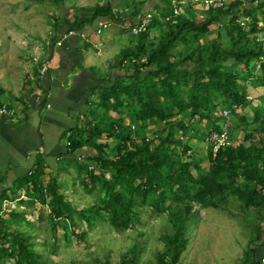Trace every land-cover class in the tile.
<instances>
[{
    "label": "trees",
    "instance_id": "obj_1",
    "mask_svg": "<svg viewBox=\"0 0 264 264\" xmlns=\"http://www.w3.org/2000/svg\"><path fill=\"white\" fill-rule=\"evenodd\" d=\"M146 1L133 0V9L123 15L108 0L63 22L72 30L80 29L83 19L102 17L131 26L143 16ZM155 1L148 30L115 63L124 73L104 82L96 93L99 100H87L94 116H85L64 133L67 153L93 150L74 165L80 185L87 192L96 190L99 203L74 209L60 191V177L45 171L41 154L0 201L15 193L20 199L23 193L24 207L39 204L36 226L51 232L66 227L65 222L67 229L74 228V215L89 229L104 221L122 231L138 226L145 210L166 212L159 236L163 248L156 252L160 264L179 261L199 208L226 209L228 203H238L245 218L250 212L258 217L245 224L255 234L240 263L255 264L257 247H264V96L257 95L254 105L247 96L250 88H264V0H230L217 8L177 0L183 7L180 14H173L171 0ZM154 28L159 32L150 35ZM247 108L251 111L240 113ZM221 109L228 114L220 115ZM221 128L229 132L232 144L212 153L205 137ZM238 129L243 135L234 139ZM190 140L204 144L205 153L197 155ZM24 215V210H10L8 219L0 216V264H53L18 229L21 222L34 225ZM137 250V245L127 249L116 264H135Z\"/></svg>",
    "mask_w": 264,
    "mask_h": 264
},
{
    "label": "rangeland",
    "instance_id": "obj_2",
    "mask_svg": "<svg viewBox=\"0 0 264 264\" xmlns=\"http://www.w3.org/2000/svg\"><path fill=\"white\" fill-rule=\"evenodd\" d=\"M105 1L108 0H58V2L53 0H0V72L2 70L6 72L12 70L16 74L20 73L21 69L16 62L18 55L19 58L22 57L23 53L29 56L27 61L29 64L34 61L29 48H26L25 52L22 49L24 42H31L34 39L35 42L38 41L42 44L41 38H43L46 45L49 39L55 43V38L51 34L53 30L60 27L62 18V21L64 17L68 21H73L74 18L84 13L83 9L92 8L95 4ZM111 2L116 14H129L133 9V0H111ZM147 4L150 9L145 10L142 8L141 13L143 15L146 11L153 14L152 4L146 1L143 6ZM91 23V20L83 19L84 25L75 30L77 32L84 29L89 30L87 40H84L83 37L79 38V44L85 46L88 50L89 47L98 49L100 45H97V43L96 45L92 44V42H90V45H86L85 41H89L95 35L96 37H93V39L96 38L99 41L101 35L110 33L112 29H117L118 27L114 24H119L118 21H111V23L107 21L108 27L98 33L96 31L97 22L96 24ZM122 25L120 27L123 28L124 33L116 37L108 48L110 56L98 60L99 57L95 55L94 67L98 74L109 73L110 63L112 64L115 61V58L120 55L124 47L136 44V36L129 32L130 23L126 22ZM157 32H159L158 29L154 28L150 35H155ZM258 37H263V34L259 33ZM91 53L93 54L94 51L91 50ZM256 73H260L259 67H257ZM0 84L3 85V79H0ZM104 85L102 82L97 90L94 89L93 93L95 95L93 94L88 101L90 99L99 100V97L96 98V93ZM257 95L264 96L263 87L256 90L250 88L247 97L252 98V105L256 103ZM2 102L7 105L9 100L2 97ZM257 103L262 104L258 100ZM100 110L93 111L97 113ZM247 111L251 110L247 108L241 110L240 113H246ZM86 114V117L94 116V113L90 114L89 111ZM81 117L83 118V116ZM201 124L205 123L202 122ZM217 125L219 127L224 126L219 121ZM151 128L152 125L150 124L146 129L147 133L151 132ZM242 135V130L238 129L234 132V139L241 138ZM234 139L233 141H235ZM100 141L103 140L100 139ZM189 145L196 151L197 155H202L206 151V146L196 140H190ZM64 161L71 163V168L77 163L75 157H67L58 161V168L66 167ZM203 164L208 165V160H205ZM76 175L80 176L77 173L75 174L74 171H68L59 173L58 177H60V191L66 194V199L71 202L74 209H80L98 200L96 190L87 192L80 185L79 178L75 177ZM14 195L13 198L4 201V208L0 210V216L8 219L10 210H24V218L34 222V225L22 224L21 222L17 225L18 229L29 234L31 241L34 243L33 247L45 257L50 258V262L53 264H105V262L116 264L121 260L124 252L134 245H137L138 249L135 264H160L156 258V252L163 248V242L159 236L165 228L163 224L167 221L166 212L154 214L149 210H145L140 217L138 226H131L122 231L113 230L104 221L97 222L92 229H89L82 220H78L74 215L73 218L77 224L74 228L67 229L69 224L65 222L66 227L58 226L56 232H51L47 228L40 229L36 226L39 204H35L33 208H26L24 203L21 202L26 197L18 199L16 193ZM196 214L198 215V222L196 220V223L186 231L187 244L176 264H240L248 242L255 234V231L247 229L245 224L251 219L258 221L256 214L250 212L245 218L239 204L232 202L226 205V209L210 206L199 208ZM14 225L12 223V226ZM53 249L54 251H52ZM257 251V254L261 252L258 247ZM10 262L12 263V261H9L7 264H11Z\"/></svg>",
    "mask_w": 264,
    "mask_h": 264
},
{
    "label": "crops",
    "instance_id": "obj_3",
    "mask_svg": "<svg viewBox=\"0 0 264 264\" xmlns=\"http://www.w3.org/2000/svg\"><path fill=\"white\" fill-rule=\"evenodd\" d=\"M153 2L148 0L152 6L156 1ZM144 9H150V6L147 4ZM62 19L60 27L52 31L55 43L49 39L46 45L43 38L42 44L34 39L24 42V52L29 48L33 55L34 61L31 64L27 63L29 56L23 53L21 58L18 55L16 61L21 69L20 73L16 74L12 70L0 72V79H3V85L0 84V104H6L1 103L2 97H5L9 100L7 105L15 109L12 117L0 115V196L33 168L39 154L46 159L45 171L49 175L57 178L59 173L68 171L76 174L75 165L71 168V163L64 161L65 169L59 170L58 161L75 157L77 164H81L85 161V154L93 150L84 147L76 150L75 154L67 153L64 133L76 123L85 121L87 100L93 96L94 89L97 90L102 82H108L116 74L124 73V69L115 66L120 55L110 63V72L107 74H98L94 67L95 55L99 57L98 60L110 56L108 48L116 37L124 33L120 27L122 24H114L117 29L101 35L102 42L93 39L96 35L85 41L86 45H90V42L100 45L98 49L88 46V50L79 44V38L87 40L89 30L77 32L69 29ZM107 21L111 23V20ZM96 22L98 20L91 24ZM152 31L153 29L149 30L150 34ZM57 40H61L60 45L56 44ZM91 50L94 51L93 54ZM42 62H46L45 71L40 70ZM102 139H105L104 135ZM0 202L3 205L4 200Z\"/></svg>",
    "mask_w": 264,
    "mask_h": 264
},
{
    "label": "built area",
    "instance_id": "obj_4",
    "mask_svg": "<svg viewBox=\"0 0 264 264\" xmlns=\"http://www.w3.org/2000/svg\"><path fill=\"white\" fill-rule=\"evenodd\" d=\"M190 1L193 3L200 4L203 7L210 6L212 8H217V7H220L228 3L230 0H190ZM171 2L173 5V14H180L181 12H183V7L181 6L180 3L184 2V0H180V3L177 0H171ZM151 20H152V13L150 11H146L145 14L140 18L138 22L130 26L129 32L132 35H139L147 31L150 26ZM241 21L246 23L247 20L242 19ZM107 26H108L107 20L100 18L98 19V22H97L96 31L100 33V31ZM51 36H54V34L52 33ZM56 44L60 45L61 40H57ZM45 69H46V62H42L40 65V70L45 71ZM219 113L222 116H226L228 114V110L221 109ZM14 114H15V109L13 107H10L6 104H0V115H8L12 117L14 116ZM205 140L207 144L210 146L212 153H216L219 148L232 144V140L229 135V132L225 128H221L220 131H214L212 133H209L208 135H206ZM21 197H23L22 194H21ZM3 208H4V205L1 206L0 210H2ZM255 264H264V247H262L261 252L259 253V256L257 257Z\"/></svg>",
    "mask_w": 264,
    "mask_h": 264
},
{
    "label": "clouds",
    "instance_id": "obj_5",
    "mask_svg": "<svg viewBox=\"0 0 264 264\" xmlns=\"http://www.w3.org/2000/svg\"><path fill=\"white\" fill-rule=\"evenodd\" d=\"M245 19V18H244ZM247 19V18H246Z\"/></svg>",
    "mask_w": 264,
    "mask_h": 264
}]
</instances>
